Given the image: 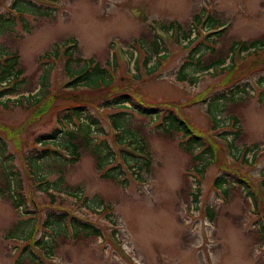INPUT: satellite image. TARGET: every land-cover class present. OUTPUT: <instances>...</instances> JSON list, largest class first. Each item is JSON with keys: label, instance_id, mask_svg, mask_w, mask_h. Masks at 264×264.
<instances>
[{"label": "rangeland", "instance_id": "1", "mask_svg": "<svg viewBox=\"0 0 264 264\" xmlns=\"http://www.w3.org/2000/svg\"><path fill=\"white\" fill-rule=\"evenodd\" d=\"M14 1L0 0V20H11L9 29L0 32V54L19 56L20 95L36 93L44 76L51 92L61 88L67 81L64 57L47 71L44 56L54 47L61 50L70 38L78 44L74 56L93 59L112 79L104 90L92 93L98 105L88 109L98 121L92 146L80 147L74 164L62 165L48 156L34 177L23 157L40 150L36 140L59 128L63 104L39 118L12 104L0 106V127L9 137L0 134L10 162L0 161L10 163L21 180L23 202L16 209L0 196V264H264V182L259 185L264 179V63L248 70L256 60L248 55L235 63L234 72H200L194 64L181 69L186 61L196 64L197 57L204 66L219 56L229 58L232 43L264 45V0H20L22 21L9 12ZM201 13V25L212 17L226 27L212 52L201 49L193 54L203 36L200 29L198 37L192 21ZM172 22L165 51H156V26ZM188 34L193 41L186 39ZM120 93H130L141 112L129 104L103 107L101 96ZM18 97L5 95L0 101ZM167 111L193 128L202 138L200 146L185 149L183 132L164 121ZM118 113L125 117V136L131 138L129 130L146 144L148 169L132 163L128 168L117 154L118 149L133 153L127 154L129 162L131 157L139 162L144 158L127 142L115 143L110 117ZM233 117L239 132L236 148L230 151L224 139L232 141L237 129L228 127L224 137L219 134ZM214 144L218 147L212 151ZM96 147L101 153L93 152ZM246 148L250 150L244 154ZM208 149L213 156L204 153ZM235 151L240 152L238 159ZM108 152L110 161L99 169L95 153L103 157ZM205 161L209 165L199 174ZM111 168L115 179L104 177ZM41 178L47 183H40ZM217 178H222L221 185L215 184ZM4 187L0 166V189ZM75 194H80L79 200ZM206 209L212 210L213 219ZM84 225L93 229L86 234Z\"/></svg>", "mask_w": 264, "mask_h": 264}, {"label": "trees", "instance_id": "2", "mask_svg": "<svg viewBox=\"0 0 264 264\" xmlns=\"http://www.w3.org/2000/svg\"><path fill=\"white\" fill-rule=\"evenodd\" d=\"M20 0H17L13 3L12 8H16L17 12L19 13L18 17L22 21V14L24 10L21 13V9H19L17 6H19ZM199 19V15L196 16ZM198 19H196L198 21ZM11 20L9 19H3L0 20V32L4 29L8 30L10 26ZM216 20L213 18H210L208 23L210 27L216 26ZM23 26L26 27V24L23 20ZM188 38V36L186 37ZM154 43L156 46V51H158L161 45L158 43L156 39H154ZM71 43L72 46L63 48V52L60 53L58 50V47H54L52 52H47L46 58L49 63L47 64L46 70H51L54 66H58L59 59L61 56H63V71L64 74L67 76V81L61 85V88L59 90L53 89L51 92L49 89V83H48V76H44L39 89L36 93L28 95V96H22L19 92V85L23 83V80H18L19 76H21V71L17 68L18 64V54L17 53H11V54H0V98L5 94H18L19 97L14 100H6V101H0V106H3L6 108V105L12 104L16 107H21L26 111H33L37 118L45 115L51 108L57 107V105L63 104V106L60 108L59 113L61 111H64V115L59 118L60 126L58 129H55L50 135L47 137H44L43 139L36 140V143L38 146H42L40 150L35 151L36 153H33L29 156H24L23 160L27 167V171L29 173V176H35L37 174H40V164L42 160H45L48 156L51 157L53 160L60 161L62 165L67 162L68 164H74L75 162L79 161L80 154L79 149L80 147H83L84 149L92 146L93 144V133L95 128L98 127V121L96 118H93L89 115L88 109L90 106H98L96 105V99L97 97L93 96L92 93L99 90H104L105 86L109 85L112 79V76L107 72V70L103 67H100L98 63H95L93 59H83L81 57L74 56V52L78 50V44L75 39H67L65 43ZM65 43L63 46H65ZM234 44V43H233ZM258 42H252L250 44H240L242 45V48L247 46H256L258 45ZM231 47V46H230ZM230 49V48H229ZM228 49V50H229ZM195 52V51H194ZM60 57V58H59ZM259 57V56H258ZM53 58V59H51ZM260 59L262 58V55H260ZM52 60V62H51ZM116 60V59H115ZM264 60V59H263ZM82 65H81V64ZM116 63V61H114ZM224 63V57L219 56L216 60L211 61L207 65L200 64V59L197 58V64L195 71H204L212 66H218ZM144 66H146V62H144ZM183 69V68H182ZM224 70H228L230 72H234L236 70V65L232 63L229 67L225 68ZM135 76V74L133 75ZM136 77V76H135ZM184 77V73H180V78ZM194 81L195 78H192ZM227 80V79H226ZM228 81V80H227ZM7 82L8 88H5L4 90H1V83ZM91 92V93H89ZM89 94V95H88ZM113 94V93H111ZM103 98L101 96V100H103V107L109 108L112 106L117 107H126V105H130L131 108H133L136 111L141 112V106H137L136 101L134 100V97L130 93H120L118 95H115L113 98H109L104 96ZM62 101V102H61ZM148 113H154L153 110L149 109ZM111 130L113 129V138L117 145H125L124 143L127 142V146H132L134 150H137L144 156V158L139 160H136L131 157V161L129 162L127 160V154L131 153L128 151H124L123 149H118L117 154L121 156L122 154V160L123 163L128 166V168H133V165L138 166L139 169H148L151 161V157L149 155V152L146 149V144L144 142H141L139 139L136 140L134 134H131L128 130V133H130L131 138H127L125 136V129L123 128V122L125 121V117L118 113L115 115H112L111 117ZM233 125L236 126V133L235 136L230 143L229 147L231 150H234L236 147L234 145L235 141L238 138V132L239 128L237 127L238 122L233 117ZM164 121L167 123V125L170 127H174L176 130L183 132V134L186 137V150L189 151L193 146H200L201 145V137L194 134L193 128L183 119H179L176 115L171 114V112H166L164 115ZM216 121L215 125H219V121L214 119ZM64 125H66V128H64ZM214 125V126H215ZM5 133L4 129L0 127V133ZM6 139H8V135ZM225 132H221L219 136L224 137ZM3 135L0 134V160L7 162L9 161V158L6 156V139ZM80 141V142H79ZM78 142L80 144H78ZM35 146V145H34ZM33 146V147H34ZM215 146V147H214ZM212 151L215 149L217 150V144H214ZM35 149V148H34ZM250 148L244 149L242 152H248ZM60 151V153L58 152ZM101 153V150L96 147L93 149V152ZM118 151L120 153H118ZM65 153L61 154V153ZM206 154L209 156H213V153L210 152V149L205 150ZM109 152L106 153L103 157H101L99 154L95 153L96 158L99 160V163L97 167L99 169L102 168V162L108 163L110 160H107ZM133 154V153H131ZM129 154L130 156H132ZM215 157V156H214ZM233 157L235 159H238L237 152L233 153ZM198 159H202L201 155L197 156ZM0 161L1 166V174L3 176V180L5 183V187L3 189H0V196L4 195L8 199L11 200L12 205L18 209L21 207L23 202L20 199V196L22 195L20 193V181L19 178L15 177V173L10 168V163H4ZM245 163H247V160H243ZM10 162V161H9ZM139 162V163H138ZM105 163V164H106ZM132 163L133 165H131ZM209 165V161H205L201 166H199L198 173L201 174L206 167ZM118 167H120V164H118ZM223 167H225L227 170H232V168H229L223 163ZM115 170L114 168H111L106 172L104 177H107L108 179H115L114 174L109 173L110 171ZM239 175V174H238ZM241 178H243L241 176ZM240 178V182H241ZM45 182V179H40V183ZM222 178H217L215 180V184L221 185ZM47 183V182H45ZM248 183V182H247ZM250 184V183H248ZM46 189L48 188V184H45ZM252 186V185H250ZM41 188V185L39 186ZM253 187V186H252ZM43 192H46V189L41 188ZM221 190V189H220ZM228 190L224 189L222 193L225 195L227 194ZM75 197L79 200L80 194H75ZM197 194H194V200L196 201ZM206 213L208 214L210 219H213L212 210L206 209ZM64 215L66 213H63ZM67 215V214H66ZM59 218L64 219L65 216H60ZM74 219V218H72ZM91 226L84 225L85 233L88 234L91 230ZM90 229V230H89ZM93 229V228H92ZM93 232L97 235H99V232L96 230H93ZM92 232V233H93Z\"/></svg>", "mask_w": 264, "mask_h": 264}]
</instances>
